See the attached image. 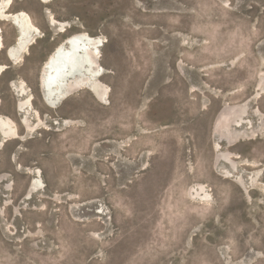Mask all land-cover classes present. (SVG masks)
Returning <instances> with one entry per match:
<instances>
[{
    "label": "rangeland",
    "instance_id": "374dc122",
    "mask_svg": "<svg viewBox=\"0 0 264 264\" xmlns=\"http://www.w3.org/2000/svg\"><path fill=\"white\" fill-rule=\"evenodd\" d=\"M21 10L42 34L18 64L1 53L0 114L26 135L10 87L23 80L45 129L0 152V264H264V0H14ZM80 31L102 37L108 104L79 92L51 109L42 64ZM231 106L246 123L220 135Z\"/></svg>",
    "mask_w": 264,
    "mask_h": 264
},
{
    "label": "bare ground",
    "instance_id": "6f19581e",
    "mask_svg": "<svg viewBox=\"0 0 264 264\" xmlns=\"http://www.w3.org/2000/svg\"><path fill=\"white\" fill-rule=\"evenodd\" d=\"M40 1L44 4H49L52 0ZM13 2L14 0H0V22L11 21L16 23L15 25L18 26L19 34L17 36V41L10 45L7 50L8 57H10L13 62L17 64L19 60L21 61L25 54L28 53L29 46L33 43L35 35L37 34L41 36L42 33L40 28L34 24L28 13L25 11H18L17 13L11 12ZM48 20L50 26L56 28L58 35L67 34L71 27L69 22L58 21L52 14H50ZM102 45V37L93 36L85 31H80L67 35L53 49V51L46 58L45 63L42 64L41 81L39 79L40 85L44 84V82L52 80V78L56 75L57 68L60 67V65L63 66L59 85L52 89V95L47 96L45 89H42L48 102L45 100V97H43V100L49 108H59L61 103L56 104V102H54L56 96H61V102H65L79 92L90 93L100 104H108L111 90L102 80L105 74V69L102 67L100 62V50ZM4 50L5 41L2 27L0 26V55ZM6 69V65L0 64V76ZM12 86L13 91L18 94L19 98H22L18 101L16 108L17 111L22 114L21 124L26 132V135L20 134L18 126L13 119L0 114V152L8 142L17 140L26 141L32 137L37 130L44 128L45 124L44 120L40 116V113L33 105L34 96L27 83L23 80L18 82L14 81ZM40 88H42V85ZM59 90L60 93H57ZM236 107L231 106L224 108V111L218 119L219 121L216 125V129H218L220 135L226 134L229 129L228 123L232 122V120L237 121L238 126H242L246 123L244 121L243 124L239 125V118L242 117L245 110ZM31 116L35 117L34 122L31 121ZM72 122L73 121L69 119H64L61 123L58 122L57 124L69 127ZM233 137H235V140L238 141L239 138L244 137V134L239 132ZM228 140H230V138ZM27 170L33 174H40L39 169L29 168ZM41 187L40 180L35 178L30 184V192L33 193L39 191ZM34 196L35 195H33V197Z\"/></svg>",
    "mask_w": 264,
    "mask_h": 264
},
{
    "label": "water",
    "instance_id": "95a60500",
    "mask_svg": "<svg viewBox=\"0 0 264 264\" xmlns=\"http://www.w3.org/2000/svg\"><path fill=\"white\" fill-rule=\"evenodd\" d=\"M62 71H63V66L62 65H60V67H58L57 68V72H56V75H55V77L54 78H52V80H50V81H47V82H44V84H41L42 85V88H40L41 89V93H42V96L43 97H45V95H44V93H43V88L45 89V91H46V95L47 96H50V95H52V89L54 88V87H56L57 85H59V82H60V75H61V73H62ZM40 78H41V75H40ZM39 78V79H40ZM39 86H40V84H39ZM41 87V86H40ZM57 93H60V90L57 92ZM61 96H56V99H55V101L54 102H56V104H58V103H60L61 102ZM45 100L48 102V100H47V98L45 97ZM24 121V120H23Z\"/></svg>",
    "mask_w": 264,
    "mask_h": 264
},
{
    "label": "flooded vegetation",
    "instance_id": "af4514ba",
    "mask_svg": "<svg viewBox=\"0 0 264 264\" xmlns=\"http://www.w3.org/2000/svg\"><path fill=\"white\" fill-rule=\"evenodd\" d=\"M14 3V2H13ZM21 11H23V10H21ZM18 12V11H17ZM17 12H12V13H17ZM13 19V18H12ZM14 19H15V17H14ZM13 19V20H14ZM32 19V18H31ZM33 21V20H32ZM13 26H14V28H15V30H16V37H15V40H14V42L12 43V44H14L16 41H17V36H18V34H19V32H18V26L17 25H15L16 23H14V22H11V21H9ZM49 22V21H48ZM49 26H50V24H49ZM50 27H52V26H50ZM2 32H3V29H2ZM41 33H42V31H41ZM39 35H35V39H34V41H33V43H31V45L29 46V51H30V47L32 46V45H34L35 43H36V38L38 37ZM4 37V36H3ZM4 41H5V39H4ZM11 44V45H12ZM9 47H10V45L9 46H6L5 45V50L4 51H6V55H7V58H8V60H9V62L11 63V64H13L14 62H13V60L10 58V57H8V53H7V50L9 49ZM28 51V52H29ZM28 54V53H27ZM25 57V56H24ZM22 60H23V58H22ZM19 62H21L20 60H19ZM45 63V61L43 62V64ZM18 64V63H17ZM4 65H6V64H4ZM7 66V69L5 70V72L7 71V70H9L10 69V66L9 65H6ZM42 69V68H41ZM4 72V73H5ZM3 73V74H4ZM3 74H1V76L3 75ZM41 75V74H40ZM1 76H0V78H1ZM40 81H41V78H40ZM13 82L14 81H12L11 83H10V87L12 88L13 86H12V84H13ZM40 84V83H39ZM41 86V85H40ZM13 90V89H12ZM44 101V100H43ZM46 104V103H45ZM47 105V104H46ZM22 116V115H21ZM20 123H21V121H20ZM22 125V124H21ZM23 127V126H22Z\"/></svg>",
    "mask_w": 264,
    "mask_h": 264
}]
</instances>
